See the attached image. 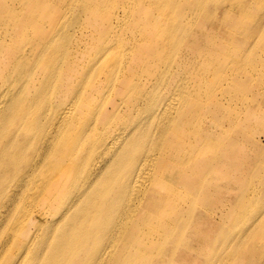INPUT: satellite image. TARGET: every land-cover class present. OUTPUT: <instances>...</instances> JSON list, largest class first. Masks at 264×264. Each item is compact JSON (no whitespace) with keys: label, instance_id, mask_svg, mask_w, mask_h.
Instances as JSON below:
<instances>
[{"label":"bare ground","instance_id":"bare-ground-1","mask_svg":"<svg viewBox=\"0 0 264 264\" xmlns=\"http://www.w3.org/2000/svg\"><path fill=\"white\" fill-rule=\"evenodd\" d=\"M9 1L0 0L1 261L12 256L10 264H140L143 250L159 249L175 231L151 245L141 234L169 231L193 206L178 203L185 194L208 208L193 223L207 228L202 238L194 232L182 242L163 244L150 264H172L176 247L185 264H264V211L248 233L236 237L238 253L227 248L226 233L240 231L239 219L229 226L228 186L243 187L242 180L252 183L257 177L264 182V143L254 136L264 133V113L252 121L242 119L232 105L234 92L213 88L220 69L227 67L222 55L229 53L234 63L252 60L254 49L264 42L254 36L264 34V15L254 30L241 31L221 26L213 10L223 6V14L236 16L228 6L241 11L247 0L220 5H205L204 0H75L67 20L44 32L38 29L39 17L44 8L53 12L60 0H30L29 13L25 7L10 13L15 8L9 5L15 4ZM18 13L22 18L13 23L11 16ZM189 13L193 29L185 30L182 20ZM118 15L132 17V26L112 31ZM172 18L180 20L183 36L171 29ZM84 20L90 22L88 32L78 28ZM28 22L32 30L21 28ZM96 36L104 41L99 47ZM121 39L131 41V59L126 53L122 60L112 59L123 47ZM244 42L252 48L249 54L246 46L233 48ZM165 66L169 75L161 80ZM15 74L26 78L17 84ZM154 75L159 86L153 104L136 88L143 77ZM100 76L104 79L98 81ZM252 76L264 84V71ZM249 79L242 66L237 85L245 87L242 80ZM112 92L115 98L109 100ZM256 100L264 108V91ZM145 102L151 111L142 118L138 112ZM249 127L252 137L244 134ZM190 146L197 151L186 155ZM209 176L223 190L218 241L213 238ZM260 203L264 197L256 207ZM253 208L241 213L244 221L253 218ZM31 219L35 221L29 226ZM187 228L189 220L183 219L179 231ZM200 241L203 246L195 253L190 242ZM213 244L223 251H212Z\"/></svg>","mask_w":264,"mask_h":264},{"label":"rangeland","instance_id":"rangeland-1","mask_svg":"<svg viewBox=\"0 0 264 264\" xmlns=\"http://www.w3.org/2000/svg\"><path fill=\"white\" fill-rule=\"evenodd\" d=\"M204 1H205V5L206 4L220 5L224 1L226 2V0H204ZM247 1H248V3L246 5V7L243 8V10H241V11L238 10L234 6H228V8H230V10L233 13L237 14L236 16H234L230 13L223 14L222 13L223 6H220V7L216 6V8L213 11H214V15L219 14L218 18H217V20L219 21V24L221 26H224V27H236L237 29H239L241 31H247L248 29L254 30V25L259 21V18L262 15H264V0H247ZM9 3H14L15 5H17V6H15V5H9L8 4L9 7L15 8V12L10 11V13L20 12V10L23 9V7L26 8L24 13H29L30 11L33 10V8H32L33 4L31 3L30 0H10ZM73 3H75V0H69V3L66 0H60V3H58V6H56V9L53 12H51L48 8H44V10L41 14V17H39L40 22H39L38 29H40L44 32H51V28L58 27L62 22H64L65 19L67 20ZM19 4H21V5L23 4L24 6L21 7V6H19ZM157 7H159L161 10L166 12L164 7H162V6H157ZM225 8H226V6H225ZM117 10H115V11H117ZM115 11H113L112 13L114 14ZM118 13H119V11H118ZM118 16H119V19L114 22L112 31L123 30V29H126L127 27L132 26V24H133L131 22L132 17H127L125 15H118ZM11 17L14 18L13 23H15L19 18H22V17H20V13H18V15H13ZM199 17L200 16L198 15V18ZM198 18H197V20H198ZM5 19L8 20L9 17H5ZM263 19H264V17H263ZM190 21H191V15L189 13L182 20L185 30H189V29L192 30L193 29V28L189 27V25H188ZM177 23H179V24H177ZM25 26H28L31 30L34 28L32 22H28V23L23 24V26L21 28L24 29ZM196 26L198 28H200L199 25H196ZM80 27L81 28L83 27V31L88 32L90 29L89 27H91V25H90L89 21L84 20L83 22H81V26H79L78 28H80ZM3 29L0 30V35L4 34L2 32ZM171 29L174 31V33L177 35V37L183 36L180 32L182 29L180 20L172 18ZM17 30L20 31V29L18 27H17ZM112 31H111V33H112ZM261 34L262 33H256L255 32L254 36L256 37V39L260 38L264 41V34L263 35H261ZM98 37L99 36H96L93 39L95 47H97V46L99 47L104 42L102 40L99 43ZM112 39H115V37L111 36V40ZM184 40L187 41L188 39L184 36ZM121 41H122L123 47L121 48L119 46L117 48V50L112 54V59L122 60L125 53H126L127 57L129 59H131L132 55H133V52L130 50V44H132L131 41L129 39H123V40L121 39ZM114 44L115 45L113 46L112 50L118 45V41L116 43L114 42ZM243 46H246L247 52L249 54L250 51L252 50V48H250V44L248 42L238 44L237 46L234 45L233 48L238 51ZM221 57H222L221 59H226L224 61H225V65H227V67L220 69L219 76H218V82L213 85V88L215 89V91L217 90V92L220 89H222L224 91L234 92L235 95H234V98H232L234 100V103L232 105L238 106V108H239L238 110L241 111L242 119H247V120H251V121L254 120L256 115H262L261 113H264V112H261V109L264 110V108L260 107L259 102H257V100H256V95L259 92L264 91V84L262 83V81L260 82L256 79H254L252 76V75H254L255 77L259 76V74H261L264 71V66H263L264 42L261 44V47L259 49H254V55L252 57V60L246 59L242 63H239V62L234 63L233 62L234 58L229 53L224 54ZM0 59H1V56H0ZM242 66H245V70H246L247 75H249L251 77V79H249V80H246V81L242 80V83L245 85V87H241V86L237 85V83L235 81V79L241 73V67ZM168 75H169V67L165 66L163 68L161 74H160V79L165 80L168 77ZM15 76L17 79V84H20L26 78V76H24V75L17 76L15 74ZM92 76H90V78ZM12 79H13V76H12ZM103 79H104V76H100L98 78V81L103 80ZM180 80L184 81L183 77L180 78ZM95 81H97V80H95ZM140 83L141 84L137 86L136 91L137 92L142 91L144 95H146L147 97H149L151 99V102L153 104L156 103L157 97L153 95V92H156V89L159 86V80H158L157 76L155 77V75H154V76H152V78L151 77L150 78L143 77L142 80H140ZM189 90L192 91L193 88H190L187 91H189ZM114 95H115L114 92H112L110 94L109 100H113L115 98ZM205 97H206V99H210L208 96H205ZM70 98H72V95L70 96ZM149 106L150 105L147 102L140 104L139 112H138L140 117L143 118L150 113L151 109ZM252 129H253L252 127L246 128V130L244 131V134L248 137H252V134H251ZM254 136L258 137V139L262 143H264V133H262L260 131V133H258V134L256 133ZM58 138L62 139V138H64V135H60ZM136 147L140 148L141 144H138ZM195 151H197V150L195 148H193L192 146H190V147L185 149L184 153L186 155H190L191 153H193ZM202 153L205 156L208 155V151H206V150L203 151ZM208 178H210V181H213L212 189L210 190L211 191L210 194H211V197L214 199L215 207L213 208V211L211 212V218H213V220L215 221V224H216V226L214 227L215 234H214L213 238L217 239V241H218L216 228L219 227L218 222L220 221V214H221V211L219 209L218 204H219V200H220V197H221L223 190L219 186V180L213 179L212 176H209ZM230 179H232L231 172L229 174V180ZM216 181L218 182V184L215 183ZM231 181H233V180H230V182ZM242 181L244 182L243 187H241L242 186L241 184H239V186L234 184L232 187L229 185L227 188V191L229 193H226L228 195L229 199H231V203H230L231 205H230V211L229 212L232 213V215L229 217V226L233 225L234 222H236L239 219V224L237 226L240 230V231H235V230H227L226 231L227 240H228L227 248H229L230 250H236L237 253L241 250V248H238L236 237L238 235L245 234L246 232L248 233L249 229L251 228L252 223L264 211V204L260 203L261 208L256 207V206H258L259 199L261 197H264V182H262L261 178H259V177H257L256 180L252 183H250L246 180H242ZM217 192H220L219 196L215 195V193H217ZM178 203L181 206H191V205H193V206L189 207L188 209L186 208V210L184 211V215L180 216L177 222L172 223L173 226H169V231L162 229V230L154 231L152 233L144 232L141 234V237L151 245L152 241L159 242L162 240V236L165 237L167 235H171V233L173 231H175L173 236L170 239L165 238L164 240L161 241L162 243L160 244L159 249L149 247V248L143 250L141 252V261H140L141 263L140 264H145L143 259H145L147 262H149V264L152 263L153 260L155 259V257L157 256V254L160 252L163 244H170L172 242V240H174V239H177V240L182 242L185 236H188L190 233L192 235L194 232L197 233V236L195 238H198V237L202 238L201 232H202L203 228H204V230L207 228L206 227L207 224H204V225L195 224V225H193V223L199 220V212H201V210H203V209H208V208H206L205 206H202L201 202L192 203L191 197H187L185 194L181 195L178 198ZM233 205H237V207H233ZM249 205L254 206L253 210L251 211L253 218L249 222H247V221H244L242 219L241 213L243 211H245L246 209H248ZM183 219H184V222L187 219L189 220V228H187L186 232L181 233V231H179V228L181 226V222ZM33 221H35V219H31V222H29V226L33 225ZM225 225L227 227H229L227 224H225ZM213 226H214V224H213V221L211 219L210 227L213 228ZM210 232H208V233H210ZM208 233H206V234H208ZM23 236H25V234H23ZM213 238L211 237V240H213ZM2 242H3V239L0 241V247H1ZM97 242L100 245L99 240H97ZM13 243L14 242H12L10 244V246L6 249V251L13 245ZM190 246L195 247V253H197L200 251L201 247L203 246V241L196 242L193 245L190 242ZM210 247L212 248V251H215V252L223 251L220 249L221 247L218 246L217 244H213ZM176 248H175L174 252H172V255H170V256H172V259H171L173 261L172 264H177V263L185 264L182 261V258H183L182 250H180V252H177ZM227 252L229 253V251H227ZM12 259H13L12 256H6L2 259V261L0 259V262L2 264H10ZM169 264H171V261ZM260 264H262V262Z\"/></svg>","mask_w":264,"mask_h":264}]
</instances>
